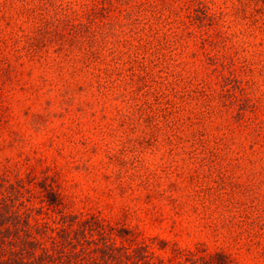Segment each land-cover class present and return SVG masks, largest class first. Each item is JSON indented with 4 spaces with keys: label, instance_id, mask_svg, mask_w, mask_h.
<instances>
[{
    "label": "rangeland",
    "instance_id": "obj_1",
    "mask_svg": "<svg viewBox=\"0 0 264 264\" xmlns=\"http://www.w3.org/2000/svg\"><path fill=\"white\" fill-rule=\"evenodd\" d=\"M7 188L49 264H264V0H0Z\"/></svg>",
    "mask_w": 264,
    "mask_h": 264
},
{
    "label": "trees",
    "instance_id": "obj_2",
    "mask_svg": "<svg viewBox=\"0 0 264 264\" xmlns=\"http://www.w3.org/2000/svg\"><path fill=\"white\" fill-rule=\"evenodd\" d=\"M37 187L42 191V198L49 206L56 205L55 193L45 185H43V179H39ZM20 207H15L12 203V197H10V188L0 190V264H49L53 258L50 253H47V249H39L41 253L36 257H33V250L37 249L39 244L37 240L32 237V233L44 234L46 228L42 230L37 229L35 224H30L27 219V213L21 210ZM19 212V213H18ZM67 225L65 228H71L72 222H75L74 228H71V233L67 237L68 233L63 231L59 233L61 238L59 244L62 246L73 245L76 240L72 236L78 235L82 232V229H97L104 231L105 227H100L93 216L84 218L75 215H67ZM34 230V232H33ZM118 239L123 238V232L125 229L118 228L115 230ZM73 242V243H71ZM100 247H95V251L98 252V260L100 264H140L139 258H130L122 246L115 245V241L107 239L99 243ZM97 244V245H99ZM96 245V244H95ZM60 249V248H58ZM68 249V248H67ZM92 250V251H93ZM67 255V256H66ZM65 255L63 264H77L75 259L69 253ZM213 257V258H210ZM64 258V257H63ZM212 260L214 264H223L222 256L220 254H212L203 259V257H196L194 259H187V264H206L203 260ZM215 258V259H214ZM219 258V259H218ZM197 261H200L198 263ZM185 262H176L175 264H185ZM208 262V261H206ZM209 264H211L209 262Z\"/></svg>",
    "mask_w": 264,
    "mask_h": 264
}]
</instances>
